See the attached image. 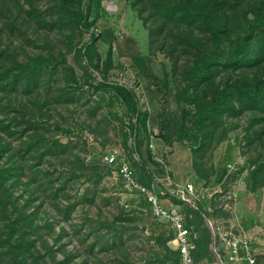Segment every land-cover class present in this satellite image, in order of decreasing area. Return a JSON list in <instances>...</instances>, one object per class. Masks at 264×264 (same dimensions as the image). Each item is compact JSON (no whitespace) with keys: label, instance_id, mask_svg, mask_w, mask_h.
Here are the masks:
<instances>
[{"label":"rangeland","instance_id":"rangeland-1","mask_svg":"<svg viewBox=\"0 0 264 264\" xmlns=\"http://www.w3.org/2000/svg\"><path fill=\"white\" fill-rule=\"evenodd\" d=\"M253 11L264 0H0V264H179L166 225L101 162L110 148L145 185L203 189L201 212L163 198L198 233L194 264H219L207 221L264 264L263 104L215 99L264 75Z\"/></svg>","mask_w":264,"mask_h":264},{"label":"built area","instance_id":"built-area-1","mask_svg":"<svg viewBox=\"0 0 264 264\" xmlns=\"http://www.w3.org/2000/svg\"><path fill=\"white\" fill-rule=\"evenodd\" d=\"M149 148L153 151L151 144ZM101 162L107 166H115L122 189L127 193L142 196L151 216L166 225L179 254L178 263L194 264L193 253L196 249L198 233L191 225L186 224L184 215L176 206L163 204V198L175 197L196 210L197 205L205 198L203 189L198 190L189 182L172 183L168 176L162 179L165 182L162 189L159 188L160 180L156 177L151 179L150 184L145 185L138 180L129 162L128 154L123 149H108L102 154ZM207 225L211 233L210 248L219 264H260L250 240L242 232L214 225L209 221Z\"/></svg>","mask_w":264,"mask_h":264},{"label":"trees","instance_id":"trees-1","mask_svg":"<svg viewBox=\"0 0 264 264\" xmlns=\"http://www.w3.org/2000/svg\"><path fill=\"white\" fill-rule=\"evenodd\" d=\"M87 11H88V9H87ZM208 14L212 17V19H215L216 27L212 30L213 31L212 32V36L215 37L216 39H218L220 34L224 33V31L226 29V27H225V19H224L223 15L221 14L220 10L217 9L215 4L211 5L210 9L208 10ZM253 14H254V19H255L256 23L261 28L264 29V14H261L260 11H256V12L253 11ZM247 30L250 33L251 28L248 27ZM243 47H244V45L241 42L237 43L235 48L233 49V51L228 55L227 58H225L223 60V64L225 66H228V65H231V64L233 65L235 63H238L240 61L239 56L243 52ZM199 64L201 65V68H200V71H199V76L207 77L209 75L208 74L209 65L206 63V61L204 59H201ZM153 79L155 81H160L156 77H154ZM157 87H158V85H157ZM116 89H117L119 94H121V95L124 94L127 97V99L130 100L132 98V94H131L130 91H127V90L122 89V88H116ZM235 93H236L237 96L245 95L247 98H249V99H251L253 101L262 102L263 110H264V75L259 77V78H257L255 80V82L251 86L226 85L220 91V93L216 94L215 99L218 98V99L224 100L226 97H228L230 95H235ZM202 101L205 104L208 103V102L205 101V99H203ZM207 106L209 107L210 104H207ZM136 119L141 121L142 114L137 112ZM147 150H148V153H149V156H150V154H151L150 148H147ZM255 174H256V172L253 175H255ZM4 175H5V173L0 174V181L4 177ZM255 176H252V177H255ZM0 187H2V182H0ZM202 203H204V200H203ZM203 207H204V205L199 203L197 205L196 211L201 212ZM158 237L161 240V242H166L169 239V238H167L165 236V234H159ZM17 246H18V244L13 245V246L11 245V249H16ZM12 251H14V250H12ZM175 253L177 255V258L179 259L178 252L176 251Z\"/></svg>","mask_w":264,"mask_h":264},{"label":"crops","instance_id":"crops-1","mask_svg":"<svg viewBox=\"0 0 264 264\" xmlns=\"http://www.w3.org/2000/svg\"><path fill=\"white\" fill-rule=\"evenodd\" d=\"M163 204H165V205H169L168 202L165 201V200L163 201ZM171 205H173V204L171 203Z\"/></svg>","mask_w":264,"mask_h":264}]
</instances>
